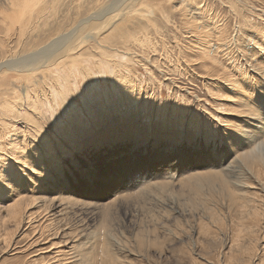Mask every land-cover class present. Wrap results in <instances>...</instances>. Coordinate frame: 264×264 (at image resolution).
<instances>
[{
    "label": "rangeland",
    "instance_id": "rangeland-1",
    "mask_svg": "<svg viewBox=\"0 0 264 264\" xmlns=\"http://www.w3.org/2000/svg\"><path fill=\"white\" fill-rule=\"evenodd\" d=\"M12 2L0 264H264V0Z\"/></svg>",
    "mask_w": 264,
    "mask_h": 264
},
{
    "label": "bare ground",
    "instance_id": "bare-ground-1",
    "mask_svg": "<svg viewBox=\"0 0 264 264\" xmlns=\"http://www.w3.org/2000/svg\"><path fill=\"white\" fill-rule=\"evenodd\" d=\"M41 1H45V0H14L13 2H12V0H11V2L14 4H16V5H19V6H21L22 7V9L23 10H28L29 11V13H31V14H36V15H38L39 13H41L42 12V10H39V9H37V10H34V7H33V5L35 4V3H40ZM96 14V13H95ZM98 14V13H97ZM118 16V15H117ZM102 18H104V17H102ZM101 20V19H100ZM103 20V19H102ZM115 20V19H114ZM86 23V22H85ZM84 27H86V25L84 26ZM71 37V36H70ZM76 39V38H75ZM68 40H70V38H68V39H66V41H68ZM66 41H63V43L62 42H57V43H55L53 46H51L49 49H46L45 51H40V52H38V53H35V54H33V55H31L29 58L27 57L22 63H21V68L23 69V68H29L30 69V66H33V65H36L37 67H39V66H41L42 68H43V66L47 63V61H49L50 59H52V57L53 56H57V57H59V56H61V57H63V56H65V57H67V56H69V52H71L72 50L71 49H69V48H67L66 46L68 45V43H69V41L66 43V44H64V42H66ZM73 42H75V41H73ZM51 43V42H50ZM141 43V42H140ZM62 45H64V47H63V49H61L62 48ZM74 46V45H73ZM66 47V48H65ZM50 52V53H49ZM211 54V53H210ZM52 55V56H51ZM55 56V57H56ZM105 57V59H107L108 58V55H106V56H104ZM70 59V58H69ZM58 60H59V58H58ZM74 60V59H73ZM72 61V60H71ZM217 61V60H216ZM57 62V61H56ZM60 62V61H59ZM104 62V61H103ZM215 62V61H214ZM76 64H77V62H75ZM60 64V63H59ZM73 64H74V62H73ZM78 64H79V62H78ZM99 64V63H98ZM3 66H6L7 68L9 67V65H6V63L5 64H3V63H0V69L3 67ZM57 66V65H56ZM63 66V65H62ZM111 66V65H110ZM35 67V66H34ZM51 67H53V66H51ZM70 67H73L72 65H70ZM84 67V66H83ZM114 67V66H113ZM40 68V67H39ZM122 68V67H121ZM13 69V68H12ZM36 69V68H35ZM49 69V68H48ZM80 69V68H79ZM82 69V68H81ZM31 70V69H30ZM22 71V70H21ZM54 71V70H53ZM87 71V70H86ZM83 73V72H82ZM118 73V72H117ZM120 73V72H119ZM85 74V73H84ZM57 75V74H56ZM87 75V74H86ZM124 75V74H123ZM55 76V75H54ZM56 77V76H55ZM122 77V76H121ZM126 79V78H125ZM127 80V79H126ZM61 81H62V79H61ZM57 82H59V80L57 81ZM56 83V82H55ZM65 83V82H64ZM60 84H62L61 82H60ZM62 85H65V84H62ZM57 86H58V84H57ZM67 85H65L64 86V88L66 87ZM61 87V86H60ZM92 87V86H91ZM57 88V87H56ZM67 88V87H66ZM58 90V89H57ZM61 91V90H60ZM69 92V91H68ZM55 93H56V91H55ZM62 94V93H61ZM59 96V95H58ZM63 96V95H62ZM62 96H60V99L62 98ZM69 97V96H68ZM64 98V97H63ZM70 99V98H69ZM45 101H46V99H44ZM55 101V100H54ZM89 101V100H88ZM48 102V101H47ZM46 102V103H47ZM58 102V101H57ZM62 102H63V100H62ZM8 103V102H7ZM59 103V102H58ZM65 103V102H64ZM51 104V103H50ZM55 104V103H54ZM61 105H62V103H61ZM54 106V105H53ZM56 106V105H55ZM54 106V107H55ZM66 106V105H65ZM57 107V106H56ZM60 107V106H59ZM8 108H10V106L8 107ZM66 107H64V109H65ZM12 109V108H11ZM57 111V110H56ZM55 113V112H54ZM1 121V120H0ZM13 150V149H12ZM248 152V151H247ZM2 153V152H1ZM253 154V153H252ZM251 153L249 154V155H252ZM249 155H247V156H249ZM256 155V154H255ZM244 156H246V155H244ZM246 156V157H247ZM245 157V158H246ZM254 157H256V156H254ZM17 158V157H16ZM217 159V158H216ZM222 159V158H221ZM248 159V158H247ZM246 159V160H247ZM257 159V158H256ZM243 161H244V159H243ZM225 162V161H224ZM224 162H220L219 161V164L218 165H222V164H224L225 166H227V162L226 163H224ZM244 162H246V161H244ZM233 164H234V162L232 163V164H230L229 166L230 167H228V170H227V167H226V169H225V172H223V173H218V174H207V175H198L197 177H192V180H187V181H185L184 182V184H187L188 186H190V187H194V189H198L199 188V186H200V183H201V181L203 180L204 182H205V179L206 180H208V179H217V178H221V179H226V180H228V181H230V178L233 176V174L235 173L236 174V172H234V166H233ZM237 165V164H236ZM235 165V166H236ZM238 166V165H237ZM236 166V167H237ZM220 167H224V166H220ZM221 169H223L224 170V168H221ZM238 169V168H237ZM236 171V170H235ZM239 171H240V169H239ZM220 172V171H219ZM241 172V171H240ZM239 172V173H240ZM242 173V172H241ZM240 175H242V174H240ZM234 177V176H233ZM241 177V176H240ZM237 178V177H236ZM194 180V181H193ZM231 180H234V179H231ZM222 181H224L225 182V180H222ZM225 182V183H230V182ZM208 182H209V180H208ZM235 183V182H234ZM186 185V186H187ZM202 185V184H201ZM232 185V184H231ZM241 185V184H240ZM157 187V186H156ZM164 188H165V186H164ZM159 189H160V187H159ZM162 190V189H161ZM15 207V206H14ZM12 213V212H11ZM85 214V213H84Z\"/></svg>",
    "mask_w": 264,
    "mask_h": 264
},
{
    "label": "snow or ice",
    "instance_id": "snow-or-ice-1",
    "mask_svg": "<svg viewBox=\"0 0 264 264\" xmlns=\"http://www.w3.org/2000/svg\"><path fill=\"white\" fill-rule=\"evenodd\" d=\"M0 186H2V185H0Z\"/></svg>",
    "mask_w": 264,
    "mask_h": 264
}]
</instances>
